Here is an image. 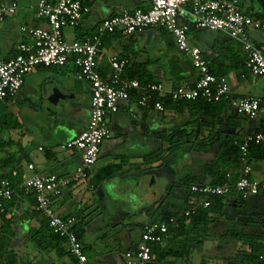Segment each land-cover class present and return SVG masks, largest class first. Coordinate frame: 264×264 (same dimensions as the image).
Returning a JSON list of instances; mask_svg holds the SVG:
<instances>
[{
    "label": "built area",
    "instance_id": "built-area-1",
    "mask_svg": "<svg viewBox=\"0 0 264 264\" xmlns=\"http://www.w3.org/2000/svg\"><path fill=\"white\" fill-rule=\"evenodd\" d=\"M239 2L240 0H151L147 9L121 8L113 16L104 19L91 36L66 42L62 29L67 26L77 27L88 11L87 7L81 0H38L36 14L46 20V27L21 26V32L30 42L17 44L16 54L11 58L2 54L1 31L4 19L15 13L17 5L15 2H0L1 102L7 97L15 96L21 89L24 78L38 67L72 68L76 79L86 81L91 86L86 129L62 145L63 148H75L79 151L80 163L75 171L70 176L39 174L29 164L28 169L32 174L24 176L21 184L25 195H34L35 211L47 220L54 233L64 238V251L74 260L71 264H87V257L83 253L81 240L75 233L76 219L57 214L53 198L72 182L89 178L92 167L98 161L102 142L111 138L107 118L118 112L120 102L127 101L134 93L138 98L137 104L145 107L149 104L151 95L157 94L169 97L172 101L203 99L219 102L225 99L228 110L250 120L264 112V104L259 99L232 96L226 77L211 73L202 50L190 44L188 39L191 27L222 32L241 45L243 63L250 75L264 76V49L259 48L249 36L251 27L264 32V20L243 13ZM154 27L169 33L176 49L190 59L197 71V78L192 84L177 85L167 91L159 82L141 84L137 78L125 76L128 61L118 56L108 59L110 70L106 75L98 70L99 47L105 34L118 32L122 36H129ZM153 107L159 113L165 111L160 100H155ZM249 143L259 144L264 148V133H247L243 136L242 143H238L243 167L235 181L217 185H189L186 207L181 211L183 216L189 217L199 208H209L212 199L216 197L237 194L244 199L264 192V178L254 177L251 166L247 164ZM14 193L10 181H0V212L4 211L5 203L13 198ZM173 222L175 219L171 217L169 223ZM168 234L166 222L144 225L139 242L123 253L125 264H150L153 245L162 243ZM258 260L260 264H264V253L259 254Z\"/></svg>",
    "mask_w": 264,
    "mask_h": 264
},
{
    "label": "crops",
    "instance_id": "crops-1",
    "mask_svg": "<svg viewBox=\"0 0 264 264\" xmlns=\"http://www.w3.org/2000/svg\"><path fill=\"white\" fill-rule=\"evenodd\" d=\"M81 1L83 5L87 7L88 11L84 14L81 23L75 27L80 30L76 39L94 34L98 25L104 19L113 16L119 12L121 8H127L129 10L136 8L147 9L151 3V0ZM0 2L7 4L15 2L17 5L15 13L4 19L1 31L2 54L6 58H11L16 54L15 49L17 44L23 41L30 42V39L21 32V26L27 25L46 27V20L38 17L36 14V5L38 0H0ZM253 3L254 2L250 0V5L247 8L248 13H254L256 11H261V13H263L261 6L259 4L253 5ZM261 19L264 20V18ZM191 28L190 33L188 34V39L191 41L192 45L198 46L202 50L203 55L210 58L218 56L219 52L217 48L220 46V41L224 36L222 37V34L220 35L216 32L208 30L195 29L194 27ZM250 29H253L255 32L259 31L255 27H251ZM148 31L151 32L150 35H146V32ZM157 32L162 34L164 31H162L159 27L151 29L148 28L140 31L137 33L141 36V38H139L140 42L137 39L133 41L130 37L122 36L118 32L114 34H105L102 37L99 47L97 58L98 70L103 75H106L110 70L108 59L111 56H118L128 61L126 72L134 71L140 75L146 73V76L148 77L149 75V78L153 79V82H159L162 85L163 83L160 79H165L168 82L167 86L163 85L166 91L175 88L177 85L192 84L197 78V71L191 64L190 59L181 54L176 49L174 42L170 41L169 38L163 39L160 35L157 37ZM126 37L128 38L126 39ZM156 38L158 39L159 44L155 52L153 50L150 52L146 51L144 44L139 46V43L149 42L151 40H154L155 42L157 40ZM124 40H128V42H123ZM228 65V62L224 63V66L226 67ZM50 69L38 67L31 74ZM62 69L65 70L66 68ZM235 71L232 69L222 75L226 77L229 85L231 84L230 77L237 81L238 77L236 76ZM231 86L232 85H230V88ZM25 88L26 84L24 78V83L16 95H21L22 92L25 91ZM72 88H74V85L69 86V89ZM53 89H58L63 95L71 97L59 99L56 104H53L49 101V97L51 96ZM75 95L76 92L65 93L57 86H49L46 91V98L42 101L41 107L45 109L49 108L51 105L56 106L59 101L74 99ZM15 96L5 102L2 101L6 105L8 112L15 117L19 126L17 128H11L8 131H4L2 134V137L6 141L7 145L6 147L0 149V177L3 174H11V176L14 177V173L18 171H20L22 177H24L27 174L25 166L26 170L32 173L28 169L29 164H32L34 171L39 174L54 173L61 176H70L80 163L79 151L75 148H63L62 145L75 138L80 133L79 129L76 128L73 130L68 128L65 131L66 137L64 140H61L59 143L48 142L45 144H37V151H30L29 149L31 147L29 146V142L33 141L37 132L31 131L27 133V131L21 128L23 123H21V117H19L20 110H18L15 106L16 104L14 103ZM25 99L26 98L22 96L20 103L25 101ZM137 99L138 98H136V96L132 95L127 101L120 102L118 112L109 115L107 118L109 128L112 133L111 138L108 140L109 143L107 144V150L103 153V156L98 159L94 167H92L89 176V180L93 182L94 177L100 173L102 169L107 167H111L113 169L112 174L109 177L99 182V184L101 183L102 185L105 197H107V194L110 196L107 192V188L110 187L109 185H115V182L118 180H127L128 178L137 179L138 175H136V171L141 168L143 163H145V156L161 147V142L156 138L150 137L148 133L158 132L164 129L171 131L174 129L173 127L178 126L176 124V119L182 120L180 123L182 124L187 121L189 116L187 111L182 113H159L151 104H148L145 107L139 106L137 104ZM89 101L90 97L88 103ZM15 102L17 103V101ZM223 116H231L233 118L238 117L235 113L228 110V108L224 112ZM263 117L264 112H261L259 113L256 121H253L254 119L251 120L253 123L250 122L248 127H242L236 130L231 127H227L226 120H223L222 123L218 125V131L231 136V144L233 145L235 142H240L245 134L254 132L255 129L259 128ZM209 159L208 160L211 161V158ZM262 164L264 163L256 164L254 169L252 167V175L259 179L264 178V167ZM191 165L193 166V163H191ZM234 170V172H238L240 174L242 167ZM131 171L133 172L130 173ZM195 171L198 172L199 170L196 169ZM232 172V170L229 171V175L232 174ZM171 173H173L172 169ZM147 176L149 185L152 186V184H155V178L151 175ZM78 182L79 181L72 182L69 186L62 188L53 198V206L57 214L61 216L74 217L75 213L78 211L75 206L76 202L74 201L78 200L80 193L84 189H92V191L93 188L95 189V187H89L86 182ZM105 186L107 187L106 189ZM113 189L114 188H111V190ZM150 190L152 194L155 192L153 189ZM166 193L169 195V202L166 201L165 204L162 203V207H160L159 212L181 213V211L186 207V200L188 197V189L185 183L182 182V178L179 179V181H175V183L168 188V192ZM153 195L155 196V194ZM232 195L233 194L224 197V200L222 201V205H224L222 210L224 214L223 218L213 215L211 220H227L232 222L233 227H224L225 229L222 230H220L219 227H207L205 232L196 234V237L190 235L185 238L181 236L174 238L173 234H168L165 240L160 243V247H176L183 252V255L175 258L164 257L160 260V264H201L202 262L206 264H230L231 262H233V264H260L258 261L250 262L248 260V244L243 243L239 239L231 238L227 234L228 230L231 229L248 237L257 236L249 231H241L240 228H242V226L239 227L240 225H237V220L230 217L232 209L236 207L235 196L233 197ZM147 198L149 199L150 197ZM144 210H141V215L144 214V216L139 215V218L135 223H125L124 219H126V217L124 216L122 218V222L126 227L124 230L125 233L121 237V243L125 244L123 253L128 249L134 248L140 240L141 227L147 224L150 218ZM4 218L8 220L9 227L11 228L13 234L10 236L5 235V246L0 255V264L6 263L7 256L4 254V251L7 250L15 253V264H37L34 259L37 257L36 254L39 255L41 253H47L44 263L42 264L72 263V260L68 255H57L53 252L55 254V257H53L51 255L52 252L40 251L29 239V230L31 228L38 229L40 227L42 217L41 215L35 213L34 204L31 202L30 198H28V195H23L21 197L20 192L18 191L12 202L8 205V210L5 212ZM3 225L5 224H3L0 217V236L4 235V233L6 234L4 229L5 227H2ZM78 225L83 230L81 241L84 244H89L90 240L88 241L87 239L91 233L88 229L89 226L87 227V224L84 226L82 223L80 225L79 222ZM188 228L189 227H185V229ZM260 240L264 243V236H262ZM205 244H207L209 248V254L207 256L202 255L194 262L192 260L194 250H202ZM94 255L96 256V260L93 259V264H116L112 257L103 258V255L101 254ZM57 258L59 260H56Z\"/></svg>",
    "mask_w": 264,
    "mask_h": 264
},
{
    "label": "rangeland",
    "instance_id": "rangeland-1",
    "mask_svg": "<svg viewBox=\"0 0 264 264\" xmlns=\"http://www.w3.org/2000/svg\"><path fill=\"white\" fill-rule=\"evenodd\" d=\"M258 4L257 1L253 3V5ZM249 5L250 0H240L239 2V8L242 12H248L247 8ZM256 13L259 14L261 11H256ZM254 18H256V16ZM162 31H164L162 34L159 32L156 33L157 37L160 35L163 39L169 38L170 41L174 42L173 37L169 33L164 29H162ZM62 33L66 42H71L77 38L76 36H78L80 30L72 26H67L62 29ZM137 33L139 32L129 35L128 37L133 41L137 39L140 42L139 38H141V36ZM249 33L251 40L260 48L262 47V49H264V32H255L253 29H250ZM150 34L151 32H146V35ZM221 36L223 37L224 34ZM128 37H126V39ZM123 42H128V40H124ZM189 42L191 43V41ZM142 44L145 45L146 51L150 52L153 50L155 52L159 43L157 39L155 42L151 40L149 42L139 43V46ZM235 72L238 78L237 81H235L230 77V85H232L230 93L238 97H253L264 102V76L253 77L246 69L241 68ZM160 80L164 86L168 85L165 79L161 78ZM25 84V91L22 92L21 95L15 96V101H17V103L15 101L14 103L18 110H20L19 117H21V123H23L21 128L27 131V133L31 131L37 132L33 141L29 142V146L31 147L29 149L30 151H37V144H45L48 142L59 143L61 140H64L66 137L65 131L68 128L73 130L77 128L80 132L86 129L88 113L90 111V101L88 103V100L91 86L86 81L76 80L72 68H66L64 70L55 67L54 69L42 70L27 75L25 77ZM70 85H74V88L69 89ZM49 86H57L65 93L76 92L75 98L59 101L58 105H51L49 108L44 109L41 107V104L46 98L45 95ZM22 96L26 98L25 101H23L24 103H20ZM16 99H18L19 102ZM237 116L238 117L234 119L237 122L241 121L240 124L245 128L248 127L250 122L253 123V121L257 120V118L253 121L241 120V116ZM181 121L180 119H176V124L180 125ZM175 128L177 127H174V129ZM207 134L208 131H202V135L206 136ZM108 140L109 139H106L102 142L100 146L101 153H99L98 159H100L107 150ZM190 148L191 146L188 144L181 146L180 152H178L176 156V161L173 165H170L171 168L162 165L161 161L165 162L169 160V156L166 154L161 157V161L143 163L141 168L136 171V175H138L137 179H117L118 181L115 182V185H109L110 187L108 188L105 186L110 196L107 194V197H105L101 183L99 184L94 181L93 184L95 189L93 188V191L92 189H84L80 193L78 200L74 201L76 202L75 206L78 210L74 217L76 216L75 219L76 221L78 220L77 222H79L80 225L81 223L84 226L87 224L91 232L87 238L88 241L90 240V243L87 244L86 251H84L85 256L88 257V264H93V259L96 260L94 254H101L103 258L112 257L116 264H125L123 257L125 244L121 243V237L124 235L126 227L122 222V218L124 216L126 217V219H124L125 223H135L139 215L144 216V214L141 215V210L144 209L147 216L151 217V215H155L156 212L160 211L162 203L165 204L166 201L169 202L170 198L166 192H168V188H170L175 181H179V179L188 173L194 174L196 172L195 170L197 168L199 169L206 161L207 163L212 162L209 161L210 159L206 157V154H199ZM198 156H201L200 160ZM191 163L197 164L199 167L197 165L192 166ZM262 165L264 167V164ZM171 169L173 173H171ZM25 171L27 172V177L32 174L26 170V166ZM132 172L133 171L130 173ZM147 175H151L155 178V184H152V186L149 185ZM85 182L89 187L92 185L89 178L81 180L78 183ZM111 188L114 189L111 190ZM150 189L155 191L153 193L155 196L151 193ZM232 196H235L236 207L232 209L230 217L237 220V225H240L239 227L242 226L240 230L249 231L256 235L263 234L262 236H264V192L248 196L244 199H241L237 194H233ZM147 197L150 198L148 199ZM209 227H219V229L222 230L225 229L224 227L233 226L230 221L218 220L212 221ZM208 249L207 244L204 245L202 250L195 249L192 254V260L195 262L197 258L202 255L207 256L209 254ZM51 255L55 257L53 252ZM36 256L37 257L34 259L35 263L42 264L44 263L47 253L36 254ZM69 258L72 260L71 257ZM56 260L59 259L57 258Z\"/></svg>",
    "mask_w": 264,
    "mask_h": 264
},
{
    "label": "trees",
    "instance_id": "trees-1",
    "mask_svg": "<svg viewBox=\"0 0 264 264\" xmlns=\"http://www.w3.org/2000/svg\"><path fill=\"white\" fill-rule=\"evenodd\" d=\"M251 1H257L263 10V13H243L251 17L256 16L257 19L264 18V0ZM190 30L188 34L190 33ZM216 33L224 34L222 32ZM217 49L219 55L216 57L210 58L204 55L208 62L211 73L217 76H222L232 69H245L243 63V51L241 45L238 42L224 34L223 39L220 41V46ZM225 62L229 63L227 67L224 66ZM50 68L55 67H49L47 69ZM146 75V73L140 75L139 73H136L134 71L126 72L125 70V76L127 78H137L141 84L153 82V79L149 78V75L148 77ZM132 95L136 96V94L134 93ZM10 98L11 97L5 98L4 102L9 100ZM155 100H160L163 103L165 108L164 112L182 113L184 111H187L189 116L187 121L178 125L177 128L172 129L171 131L164 129L162 131L148 133L150 137L156 138L161 142V147L147 154L144 159L145 162L151 163L161 161V157L166 154L169 156V160L165 162L161 161L162 165H164V167L171 168L170 165H173V163L176 161V156L178 152H180L181 146L184 144H188L191 146V150L199 154H206V157L211 158L212 162L207 163L206 161L200 167L199 165L193 163V165H197L199 167V169L197 168L199 171L194 174L188 173L182 177V182L185 183L187 189H189V185L194 183H208L217 185L222 184L225 181H235L240 176L238 172H234V169L243 167V163L240 161L241 152L238 144H241L242 140L232 145V137L218 131V125H220L223 120H226L227 127H231L234 130L242 128V125L240 124L241 121L237 122L231 116H223L224 112L227 110V101L225 99H222L219 102H208L203 99H197L194 101H172L169 97L154 94L151 95L149 104L153 105V102ZM241 120L249 119L245 116H241ZM18 126L19 125L15 120V117L8 112L6 105L0 101V149L6 147L7 145L6 141L2 137L3 132L8 131L11 128H17ZM203 130L208 131V134L206 136L202 135ZM254 132L264 133V117L261 119L259 128L255 129ZM247 148V164L250 165L251 168L253 167L254 169L256 164L264 163V148L261 145L249 143ZM198 158L200 160L201 156H198ZM112 170L113 169L111 167L102 169V171L94 177L93 181L96 183L101 182L103 179L109 177L112 174ZM231 170L233 172L229 175V171ZM1 180L10 181L15 193L13 195V198L5 203L4 211L0 212V217L3 221V224H5L2 227H5L4 229L6 232V234L4 233V235L0 236V255L5 246V235L10 236L13 234L11 228L9 227L8 220L4 218L5 212L8 210V205L12 202L18 191L20 192L21 197L25 195L23 190L21 189L23 177L20 171L15 172L14 177H12L11 174H3L0 177V181ZM91 186L95 187L93 182ZM28 198H30L31 202L35 206L34 195L29 194ZM223 200V197L213 198L212 204L209 208H199L194 214L190 215L189 217H185L181 213L176 212L160 213L158 211L155 215H151L147 224L153 222H166L168 225V233L173 234L174 238L178 236L185 238L190 235L196 237V234L205 232V229L209 227L213 215H216L219 218H223ZM35 213L40 215L37 211H35ZM63 217L68 218L73 216ZM171 217L175 219V222L169 223V219ZM143 226L141 227V230L143 229ZM185 227L189 228L185 229ZM75 233L79 240H81L83 230L78 226L77 221L75 225ZM227 234L231 238L239 239L243 243L248 244V260L250 262H259V254L264 253V243L260 240L262 237L261 234L254 237H248L240 232H236L231 229L228 230ZM28 236L40 251L55 252L57 255H67L64 251V238L54 233L53 230L48 226L47 220L44 218L41 219L40 227L38 229L31 228L29 230ZM81 243L84 253L88 245L84 244L82 241ZM4 254H6L7 256V261L5 264H15L14 252L7 250L4 251ZM182 255L183 252L176 247L162 248L160 247V243H157L152 247L151 256L153 260L150 264H160V260L164 257L175 258L178 256L181 257ZM72 262H74L73 259ZM201 264L206 263L202 262ZM230 264H233V262H231Z\"/></svg>",
    "mask_w": 264,
    "mask_h": 264
},
{
    "label": "water",
    "instance_id": "water-1",
    "mask_svg": "<svg viewBox=\"0 0 264 264\" xmlns=\"http://www.w3.org/2000/svg\"><path fill=\"white\" fill-rule=\"evenodd\" d=\"M66 97H71V96L63 95L58 89H53L52 94L49 97V101L53 104H56L59 99H65Z\"/></svg>",
    "mask_w": 264,
    "mask_h": 264
}]
</instances>
